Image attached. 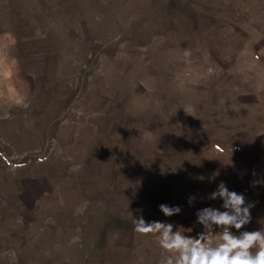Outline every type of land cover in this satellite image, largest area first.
Segmentation results:
<instances>
[{
    "label": "rangeland",
    "instance_id": "obj_1",
    "mask_svg": "<svg viewBox=\"0 0 264 264\" xmlns=\"http://www.w3.org/2000/svg\"><path fill=\"white\" fill-rule=\"evenodd\" d=\"M221 181L259 229L264 0H0V264H164Z\"/></svg>",
    "mask_w": 264,
    "mask_h": 264
},
{
    "label": "clouds",
    "instance_id": "obj_2",
    "mask_svg": "<svg viewBox=\"0 0 264 264\" xmlns=\"http://www.w3.org/2000/svg\"><path fill=\"white\" fill-rule=\"evenodd\" d=\"M258 184L260 181H253V186ZM208 199H220L222 204L220 208L207 206L197 210L196 223L202 225L204 231L196 236L174 231V225L169 222H146L142 216L136 218L135 229L142 234H160L161 247L175 253L164 264H264V219L258 221L259 229L246 227L252 222L254 203H246L243 193L229 190L223 181ZM194 200L195 196H191L189 204ZM158 207L165 216L181 212L178 205L162 203ZM208 228L217 232L215 243L206 242Z\"/></svg>",
    "mask_w": 264,
    "mask_h": 264
}]
</instances>
